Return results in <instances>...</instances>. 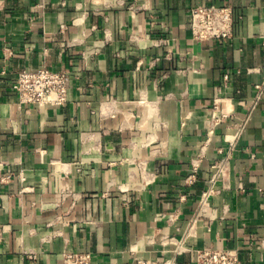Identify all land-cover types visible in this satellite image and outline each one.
<instances>
[{
	"label": "crops",
	"instance_id": "crops-1",
	"mask_svg": "<svg viewBox=\"0 0 264 264\" xmlns=\"http://www.w3.org/2000/svg\"><path fill=\"white\" fill-rule=\"evenodd\" d=\"M197 6L232 7L233 37L195 41ZM263 43L264 0H0V264H193L181 245L264 264V98L194 221L264 80ZM43 67L71 73L66 104L20 103L19 73ZM217 100L230 123H212Z\"/></svg>",
	"mask_w": 264,
	"mask_h": 264
},
{
	"label": "built area",
	"instance_id": "built-area-1",
	"mask_svg": "<svg viewBox=\"0 0 264 264\" xmlns=\"http://www.w3.org/2000/svg\"><path fill=\"white\" fill-rule=\"evenodd\" d=\"M191 18L192 37L197 42L230 40L234 34V12L229 6H197L189 10ZM264 44V43H263ZM227 79V76H226ZM71 73L69 70H53L43 67L38 70H24L19 73L17 82L14 85L19 94L20 103L23 105H37L45 107L48 105L62 106L68 101L69 84ZM257 94L253 100L251 111L246 120L239 126L236 134L226 136L230 143L229 153L222 160L213 164L215 173L211 179V186L202 195L200 201V211L195 220L200 216V212H205L209 205L210 198L218 194L215 188L216 183L224 174L226 166L231 158L232 151L240 137L247 128L248 121L253 110L264 98V80L256 85ZM235 113L229 101L217 100L213 105L212 123H230ZM211 133H208L201 142L198 159L193 162L191 175L187 180L188 184H193L196 180L199 162L205 158L211 144ZM21 179L25 177L21 174ZM177 254L189 253L193 255V264H242L240 253L237 249H186L183 245L178 246ZM31 260L37 259L36 255L30 254ZM64 264H93V256L90 252H66L64 254ZM167 264H179L175 260Z\"/></svg>",
	"mask_w": 264,
	"mask_h": 264
}]
</instances>
